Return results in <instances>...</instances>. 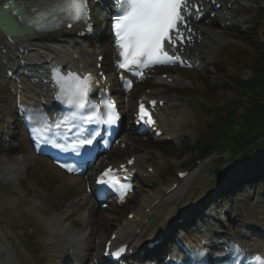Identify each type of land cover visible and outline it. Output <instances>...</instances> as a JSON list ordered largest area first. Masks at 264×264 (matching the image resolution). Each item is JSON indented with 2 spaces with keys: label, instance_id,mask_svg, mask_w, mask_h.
<instances>
[{
  "label": "rangeland",
  "instance_id": "374dc122",
  "mask_svg": "<svg viewBox=\"0 0 264 264\" xmlns=\"http://www.w3.org/2000/svg\"><path fill=\"white\" fill-rule=\"evenodd\" d=\"M233 11L237 14L236 19L242 21L244 27H240L241 30L232 28L227 33L221 31L217 34L219 36L216 41L208 44L210 52H208L207 62L209 64L203 71L182 72L181 85L151 83L149 87L137 86L133 101L140 92L148 93L149 90L157 95L170 97L176 95L177 99L172 105L177 112L178 119L173 124L171 137L174 139L172 141L155 142L150 137H140L126 130L121 137V143H125L127 147L125 149L117 147L100 166L99 169L135 156L140 165L151 166L155 170V175L138 186L136 194L126 206L121 208L110 206L109 209H100L99 206L97 210H90V205L87 209V204L91 202L90 199L86 200L90 195L88 192L89 177L83 179L66 177L46 159L33 156L23 137L18 134V130L15 132V139L9 144L2 140L0 134V264H49L46 258L47 255L52 256V254L47 252L45 245L46 240L51 243L52 247V243L58 244L57 237L48 236L49 233L54 234V230L60 231V237L67 242L69 239L64 233L82 237L83 240L74 239L79 244L80 252H85L93 245V247H99L101 253L102 243L108 239L111 228H114L110 226H115L114 229H116L121 223L127 222V217L131 212L143 210L156 198L160 199L165 196L161 193L175 181L173 172L183 169L200 156L199 153H194L190 146H187V143L193 141L197 134L194 130L193 117L187 109L185 96L197 95L202 100L210 99L213 103L223 102L231 105L237 98V94L235 90L227 89L222 83L221 76H224L226 71L219 61L218 53L222 48L233 44L241 43L252 47L264 39V19L257 24V19L264 16V0H241ZM110 55L108 52V56ZM246 75L249 73L246 72ZM205 82L209 83L210 87L204 85ZM9 86L5 80L0 78V122L4 124L7 122L2 132L13 131L12 125H14V106L8 92ZM222 158L223 163L220 165L218 156L215 154L201 164L195 165L191 169L189 180L181 184V191L172 199L165 198L167 202L161 199V205L156 210L153 209L155 210L153 215L150 214L151 220L159 221L158 225H160L173 213L183 214L184 210L194 208L196 203L213 194L218 184L220 185L223 180H228L233 173L248 174L256 171L264 163V153L259 150L253 151L249 157L242 160H233L229 152L224 153ZM19 167L26 168V173L20 172ZM6 169L12 172L10 183H3L5 176L1 173H5ZM260 182L261 184L257 186H254V183L245 185L236 196L223 198L224 195L219 196L218 193H214L218 197L219 211L231 212L234 220H238L236 218L239 217L244 224L255 221L257 218L264 220V182L262 180ZM9 188L17 194H13ZM221 189L226 192L225 189ZM85 208L91 214V221L88 225L84 213ZM135 216L139 217L138 212ZM36 221L41 222V227L37 229L34 237L27 240L30 250L26 252L19 242V237L21 238L25 233L20 229L33 226ZM226 222L221 224L222 228ZM232 222L234 221L231 220L230 225L226 223L229 231L234 228ZM97 225L101 226L100 230L96 228ZM91 234L92 237L88 239ZM69 245L71 244L66 243L65 246ZM54 248L59 249L60 247L55 246ZM93 251L86 252L85 255L94 256L96 252L93 253ZM63 252L67 253L65 249L62 250V254ZM87 264L95 263L92 261Z\"/></svg>",
  "mask_w": 264,
  "mask_h": 264
},
{
  "label": "snow or ice",
  "instance_id": "6c2138e0",
  "mask_svg": "<svg viewBox=\"0 0 264 264\" xmlns=\"http://www.w3.org/2000/svg\"><path fill=\"white\" fill-rule=\"evenodd\" d=\"M116 4L120 14L116 18L115 34L119 47L122 49L121 55L124 57V62L120 64V67H128L130 64L137 65V67L147 64H166L180 59L178 56L169 55V52L165 50V41L173 47L177 42L183 41L184 37L179 31L178 24H183L185 15L190 14L187 11L189 0H116ZM87 5L88 0H42L41 6L34 7L25 23L37 30H47L50 24L46 22L55 20L71 28L74 23H84L89 18L90 9ZM6 7H11V5ZM57 77V99L69 107L84 109L88 104L91 77L82 79L75 73H67L63 76L58 73ZM128 86L130 87V82ZM152 103L155 105V101ZM108 106L114 107V105ZM89 107L92 114L81 117L86 123H92L95 116V105H89ZM140 109L143 116L147 117V122L154 124L155 121L145 110L143 104L140 105ZM72 116H75V113H72ZM72 116L58 120L55 125H50L46 121L39 127L34 125L33 132L39 135L45 129L51 131L52 127L59 128L61 123H66ZM115 119H118V116L113 113L103 122L112 124ZM41 139L45 144H50L61 152L71 151L76 156L81 155L82 146L92 144L90 136L77 139L71 148L63 143H57L55 139L46 134L41 136ZM60 166L69 172L80 171L77 163H64ZM107 175L108 172H105L98 183H105L103 177ZM121 187L125 186L121 185Z\"/></svg>",
  "mask_w": 264,
  "mask_h": 264
},
{
  "label": "trees",
  "instance_id": "16d2710c",
  "mask_svg": "<svg viewBox=\"0 0 264 264\" xmlns=\"http://www.w3.org/2000/svg\"><path fill=\"white\" fill-rule=\"evenodd\" d=\"M223 62L224 84L235 88L238 97L232 105L204 100L193 108L198 133L194 150L203 157L230 151L238 158L264 148V41L228 48Z\"/></svg>",
  "mask_w": 264,
  "mask_h": 264
},
{
  "label": "bare ground",
  "instance_id": "6f19581e",
  "mask_svg": "<svg viewBox=\"0 0 264 264\" xmlns=\"http://www.w3.org/2000/svg\"><path fill=\"white\" fill-rule=\"evenodd\" d=\"M18 1L21 2V3H24L27 0H18ZM230 2H231V0L228 1L227 3H230ZM227 3L224 5L225 8L222 9V11H220V14H218L216 16V19H215L216 22L215 23H219L221 25V24H226L228 21H230V23H231L230 26L232 25V27H237L238 29L241 30L242 28H240V27H244V24L241 21H238L237 19H235L236 14L228 13V10H227V7H226ZM223 10H227V13L223 14ZM229 16H232L231 20H228ZM213 27H215V26L213 25ZM197 30L200 32L201 35H203V39H205V42L211 41V40H215V38L217 37V36L211 34L210 31L206 30L204 27L200 26L199 24L197 25ZM15 38H17V37H15ZM26 38H27V40L25 42L21 41L20 42L21 44H19L18 46H21L24 49H27L30 52L29 56L30 57L32 56L31 58L35 59L39 63L42 62V61H45V60H50L51 59V55L49 57H47V59H43L42 58L43 55H41L38 50H42V51L45 52V54L46 53L49 54L48 49L52 50L53 48L57 47L60 43H69V44L73 43V39L69 36L68 33L64 32V31H59V32L52 33V34H41V35H38V34L33 32V33L27 35ZM17 40H20V39H17ZM2 42L4 43V40ZM11 47H12V45H8V50H11ZM39 47H44V48H39ZM189 51L195 57H198L199 61H203L204 60V58H205L204 55L206 53H205L203 44L202 45L196 44L193 48H189ZM17 53L20 54V52H17ZM54 59H56V58H54ZM8 83H11V82L8 81ZM36 89L39 92H41L42 87H38ZM36 91H34V92H36ZM128 107H129L128 104L125 105V106L123 105L124 112H127ZM8 174H10V172ZM178 191L179 192L181 191V187L176 192H174L173 194H171L170 196L165 197V198H170L171 199L172 196L175 195ZM146 202H148V201H146ZM91 206L94 209L97 207L96 202H95V200L93 201V199H92V205ZM156 208H158V207H155L154 209H156ZM171 212H173V211L171 210ZM138 215H139V217L141 219V217L144 215V213L141 211V212H138ZM206 218L209 219L208 220L209 225L214 226V224H216L219 227H221V224L224 221L228 222L229 220L234 219L232 214H230V215H229V213L228 214H222V212H216V215H214V216L210 215V216H207ZM170 221L171 220H168L165 223L167 225H165L164 227L160 226V227H158V229L152 228V233L153 234L151 236H153L155 234V232L157 234V232H159V230H163L162 232L166 233L167 235H163V233H161L160 237H167L168 236L167 227H169ZM210 222H212V223H210ZM239 223H240V221H239ZM254 223H255V225L257 224V226H259V227H264V220L263 219H258L257 218ZM243 224L244 223L242 222L241 223L242 226L240 225L241 230L240 231H235V233H233L234 235L232 233H230V232L227 233L226 235H224L225 234L224 233L222 236H219L220 238H218V240L219 239L220 240H222V239L225 240V239H227L228 235H230L236 242L239 241L242 245H245L246 247H248L247 246L248 243L251 244V245H249V247H251L252 251H254L255 249H258L259 253L264 252V238H263V241H262V238L260 239V235H264V231L263 230L254 231V232H256V235H254V237H256V238L255 239L252 238V239L246 240L245 238H242V231H243L244 228L247 227V226L246 227L243 226ZM100 227L101 226H99V225L96 226V228L98 230L101 229ZM137 228L138 227H136V222L135 221H128L126 223L125 227L121 226L120 228L115 229V230H118V233H117L118 234V238H117L116 241H114V244L118 245V244H120V242H119L120 240H124V244L127 243V244L130 245L131 248H136L137 249V244H140V243L142 244L145 241H150L149 239H147L145 237V234L143 232L141 233L140 236L136 237L135 236V231L137 230ZM145 229H146V232H150L151 231L150 230V226L146 227ZM130 230H132V232H133L132 234L129 232ZM206 231L210 232L211 228L209 227ZM60 233H61L60 231L54 230V234L61 235ZM64 234L69 239V241H75L74 239L78 238L77 235H68L66 233H64ZM148 234L149 233H147V235ZM144 238L147 239V240H145ZM143 240H145V241H143ZM190 240L191 239L188 238V241H190ZM204 240L205 241H209L207 239H204ZM195 241H198V243H200V240H195ZM195 241L191 240L190 242H195ZM93 249H94L95 252H98L99 247L98 248L94 247ZM67 260L69 261V257L67 255L65 256V255L61 254V252H60V254L57 253L56 255H53L52 262L50 264H64V262L67 261Z\"/></svg>",
  "mask_w": 264,
  "mask_h": 264
}]
</instances>
